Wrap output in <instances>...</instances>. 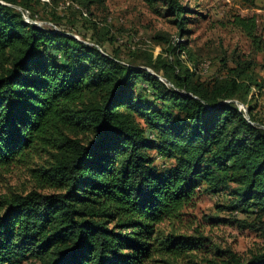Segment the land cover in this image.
I'll return each instance as SVG.
<instances>
[{
  "label": "trees",
  "instance_id": "16d2710c",
  "mask_svg": "<svg viewBox=\"0 0 264 264\" xmlns=\"http://www.w3.org/2000/svg\"><path fill=\"white\" fill-rule=\"evenodd\" d=\"M77 2L88 9L104 0ZM168 2L184 38L189 11ZM33 6L0 0V167L37 155L43 161L32 170L51 191L4 197L0 264H147L154 252L174 264L205 239L160 224L179 219L198 189L229 185V207L251 215L236 221L264 239V114L251 104L264 83L251 62L221 60V74L195 80L177 41L165 48L171 61L148 54L162 80L104 49L113 39L105 24L91 22L90 44L26 21L19 7L35 15ZM235 20L256 42V18ZM152 150L172 165L160 169ZM188 262L264 264V248Z\"/></svg>",
  "mask_w": 264,
  "mask_h": 264
},
{
  "label": "rangeland",
  "instance_id": "374dc122",
  "mask_svg": "<svg viewBox=\"0 0 264 264\" xmlns=\"http://www.w3.org/2000/svg\"><path fill=\"white\" fill-rule=\"evenodd\" d=\"M34 1L35 15L30 12L23 14L26 21L65 32L78 39L86 37L90 44H93L94 32L91 22L105 24L111 29L113 39L105 40L104 49L118 52L124 60L148 69L155 75L162 76L146 65L148 54L154 57L163 54L171 61L165 48L169 43L179 41L186 46V53H182L179 58L183 66L195 71V80H210L221 74V60L235 66L236 61L242 58L251 62L250 71L258 82L264 83V0H180L189 11L186 13L187 34L184 38L179 36L176 16L168 0H104L88 9L84 5L80 6L78 0ZM59 16L61 19H57ZM238 17L256 18V42L236 24L235 19ZM257 44L261 45V49L256 48ZM178 55L177 52L173 58H178ZM140 86L148 96L149 91L145 89L147 85L141 82ZM252 90L256 97H252L251 104L263 115L264 89L258 90L254 86ZM241 108L247 111L244 105ZM150 153L155 156L160 169L168 168L173 163L157 155L155 150ZM35 161L41 163L43 160L34 155L26 161L20 160L0 167V204L5 196L13 192L26 193L32 189L51 191L39 188L35 177L37 173L32 170L39 167ZM233 188L234 185H229L215 194L198 189L179 219L166 220L160 224L159 228L164 233L173 230L188 236H203L205 239L200 242L199 249L190 251V257L185 255L179 260L174 259V264H193L188 262L190 258L203 262L204 259L216 257L218 250H231L248 258L253 252L264 248V239L259 231L241 226L236 221L251 215L229 207ZM222 206L226 207L222 209ZM163 259L168 258L154 252L147 264H165Z\"/></svg>",
  "mask_w": 264,
  "mask_h": 264
},
{
  "label": "built area",
  "instance_id": "2783aa9c",
  "mask_svg": "<svg viewBox=\"0 0 264 264\" xmlns=\"http://www.w3.org/2000/svg\"><path fill=\"white\" fill-rule=\"evenodd\" d=\"M20 10L23 12V14H29L28 10H23V9H20Z\"/></svg>",
  "mask_w": 264,
  "mask_h": 264
},
{
  "label": "water",
  "instance_id": "95a60500",
  "mask_svg": "<svg viewBox=\"0 0 264 264\" xmlns=\"http://www.w3.org/2000/svg\"><path fill=\"white\" fill-rule=\"evenodd\" d=\"M157 76H159L162 80H164L160 75H157ZM238 103H239V102H238ZM239 105H240V107L242 106L241 103H239Z\"/></svg>",
  "mask_w": 264,
  "mask_h": 264
}]
</instances>
